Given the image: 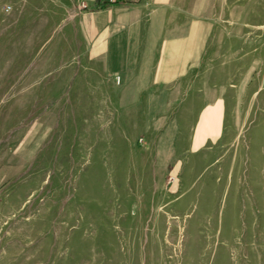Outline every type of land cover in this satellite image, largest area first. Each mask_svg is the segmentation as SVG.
Wrapping results in <instances>:
<instances>
[{
  "label": "rangeland",
  "instance_id": "rangeland-1",
  "mask_svg": "<svg viewBox=\"0 0 264 264\" xmlns=\"http://www.w3.org/2000/svg\"><path fill=\"white\" fill-rule=\"evenodd\" d=\"M176 9L111 36L166 79L91 56L125 12L0 0V264H264V0Z\"/></svg>",
  "mask_w": 264,
  "mask_h": 264
},
{
  "label": "crops",
  "instance_id": "crops-1",
  "mask_svg": "<svg viewBox=\"0 0 264 264\" xmlns=\"http://www.w3.org/2000/svg\"><path fill=\"white\" fill-rule=\"evenodd\" d=\"M105 1L110 3L117 1V3L104 5ZM87 5L91 7H105L107 9L115 8L119 12H125L124 15H120L117 18H111L107 24L101 25L99 27V36L91 47V56H99L103 61H127L134 64L141 61L152 62L158 60L162 62L158 69V76H164L166 79H173L181 76L184 71L185 63L191 61L197 62L199 60L197 53H188V50L183 49V46L188 45V42L183 41L182 38L179 40H167L165 42L167 50L165 49L159 58H157L156 55L141 53L139 49H136L132 54H127L126 57H123V55H121V57L117 55V58L112 59V54L114 52V49H111L112 46H118L120 43L123 44V37H119L116 40L111 39V36L114 33H118L124 27L133 26L137 21L139 25L142 26L143 22L146 21L147 14L155 13L165 15L170 13H183L182 9H176L177 0H87ZM128 12L132 14L128 15ZM128 44L138 47L142 44L148 46L155 44L157 45V42L146 41L143 43L140 37H136L134 39L131 38L128 40L127 45ZM175 46H179L178 51H174L173 47ZM123 67L126 70L128 68L127 66ZM178 141L181 143V145L177 146V151L183 152V131L181 132Z\"/></svg>",
  "mask_w": 264,
  "mask_h": 264
},
{
  "label": "trees",
  "instance_id": "trees-1",
  "mask_svg": "<svg viewBox=\"0 0 264 264\" xmlns=\"http://www.w3.org/2000/svg\"><path fill=\"white\" fill-rule=\"evenodd\" d=\"M116 3H117V1H113L112 3L108 2V1H105V2H104V5H108V4H116Z\"/></svg>",
  "mask_w": 264,
  "mask_h": 264
},
{
  "label": "built area",
  "instance_id": "built-area-1",
  "mask_svg": "<svg viewBox=\"0 0 264 264\" xmlns=\"http://www.w3.org/2000/svg\"><path fill=\"white\" fill-rule=\"evenodd\" d=\"M6 11H8V8L6 9ZM118 82V81H117Z\"/></svg>",
  "mask_w": 264,
  "mask_h": 264
}]
</instances>
